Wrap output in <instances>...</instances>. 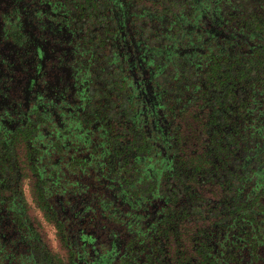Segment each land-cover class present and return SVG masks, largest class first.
<instances>
[{"label":"flooded vegetation","instance_id":"af4514ba","mask_svg":"<svg viewBox=\"0 0 264 264\" xmlns=\"http://www.w3.org/2000/svg\"><path fill=\"white\" fill-rule=\"evenodd\" d=\"M233 1L196 21L164 0H0L4 262L182 264L181 233L210 226L187 157L227 129L225 94L243 86L202 61Z\"/></svg>","mask_w":264,"mask_h":264},{"label":"trees","instance_id":"16d2710c","mask_svg":"<svg viewBox=\"0 0 264 264\" xmlns=\"http://www.w3.org/2000/svg\"><path fill=\"white\" fill-rule=\"evenodd\" d=\"M164 2L180 15L185 14V7L192 13L195 6L199 21L205 12L213 16L224 0ZM234 6H240V12L222 24L227 37L216 41L220 37L213 33L204 43L209 52L202 61L207 71L227 70V79L243 86L225 94L230 96L228 113L233 118L227 119V129L208 133L196 156L187 152V160L198 162L196 172L204 180L192 194L195 219L209 220L210 226L181 233L182 264H264V103L255 105L254 100L257 90L264 92V0H235L229 7L234 10ZM251 62H255L256 74L249 71ZM215 98L216 105L222 104L219 96ZM216 105L209 106L208 127L218 117ZM189 216L182 215V219ZM0 264L13 263L0 257ZM20 264L30 262L26 259Z\"/></svg>","mask_w":264,"mask_h":264}]
</instances>
